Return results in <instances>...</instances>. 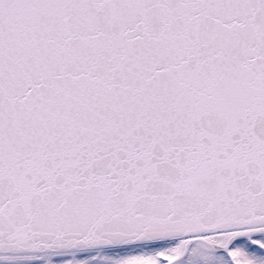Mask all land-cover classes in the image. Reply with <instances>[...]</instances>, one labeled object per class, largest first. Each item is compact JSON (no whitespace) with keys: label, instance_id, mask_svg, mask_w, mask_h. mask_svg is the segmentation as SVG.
<instances>
[{"label":"snow or ice","instance_id":"1","mask_svg":"<svg viewBox=\"0 0 264 264\" xmlns=\"http://www.w3.org/2000/svg\"><path fill=\"white\" fill-rule=\"evenodd\" d=\"M0 264H264V0H0Z\"/></svg>","mask_w":264,"mask_h":264}]
</instances>
